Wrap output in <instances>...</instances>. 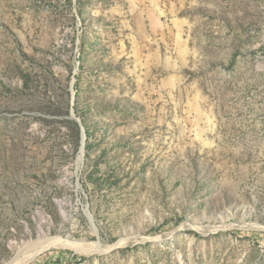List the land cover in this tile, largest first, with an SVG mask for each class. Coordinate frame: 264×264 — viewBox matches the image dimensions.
<instances>
[{"label":"rangeland","instance_id":"obj_1","mask_svg":"<svg viewBox=\"0 0 264 264\" xmlns=\"http://www.w3.org/2000/svg\"><path fill=\"white\" fill-rule=\"evenodd\" d=\"M41 236L103 252L22 256ZM16 259L264 264V0H0Z\"/></svg>","mask_w":264,"mask_h":264},{"label":"bare ground","instance_id":"obj_2","mask_svg":"<svg viewBox=\"0 0 264 264\" xmlns=\"http://www.w3.org/2000/svg\"><path fill=\"white\" fill-rule=\"evenodd\" d=\"M85 143L84 141H82V154L85 151ZM80 155L79 158V164H78V168H80L81 166V161L83 158V155ZM82 167V166H81ZM88 215L90 218H92V215L90 214V212H88ZM258 228H260V226H256ZM42 238H40L39 240L33 242L30 246L26 247L22 252V256H27L30 257L31 259L36 258L40 253H42L43 251L49 250L51 248H61V247H65V248H70L75 250L78 253H87V254H94L97 252H103V248L100 249L101 244L99 243H82V242H73L70 240H66L60 237H49V236H41ZM100 242V241H98ZM19 258V256H18ZM7 264H20L19 263V259H16L12 262H9Z\"/></svg>","mask_w":264,"mask_h":264},{"label":"water","instance_id":"obj_3","mask_svg":"<svg viewBox=\"0 0 264 264\" xmlns=\"http://www.w3.org/2000/svg\"><path fill=\"white\" fill-rule=\"evenodd\" d=\"M76 121L81 125V122L79 121V120H77L76 119ZM82 126V125H81ZM82 133H83V136L85 137L86 136V131H85V129L83 128V126H82ZM85 143V142H84ZM87 215H88V213H87ZM89 216V215H88ZM90 218V217H89ZM90 220H91V223H92V225H93V227L95 228V223H94V219H93V217L92 218H90ZM96 229V228H95Z\"/></svg>","mask_w":264,"mask_h":264},{"label":"trees","instance_id":"obj_4","mask_svg":"<svg viewBox=\"0 0 264 264\" xmlns=\"http://www.w3.org/2000/svg\"><path fill=\"white\" fill-rule=\"evenodd\" d=\"M87 134H89V132H88V131H87ZM75 260H76V261H78V260H77V258H76ZM74 263H76V262H74Z\"/></svg>","mask_w":264,"mask_h":264},{"label":"built area","instance_id":"obj_5","mask_svg":"<svg viewBox=\"0 0 264 264\" xmlns=\"http://www.w3.org/2000/svg\"><path fill=\"white\" fill-rule=\"evenodd\" d=\"M69 264V263H68Z\"/></svg>","mask_w":264,"mask_h":264}]
</instances>
